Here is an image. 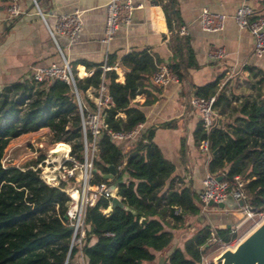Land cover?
<instances>
[{
	"label": "trees",
	"instance_id": "1",
	"mask_svg": "<svg viewBox=\"0 0 264 264\" xmlns=\"http://www.w3.org/2000/svg\"><path fill=\"white\" fill-rule=\"evenodd\" d=\"M175 0L162 2L167 26L179 53L176 61L165 66L178 78L182 68L197 65L186 33H179L181 23ZM93 67L84 77L75 75V85L81 102L90 107L93 102L85 94L89 86H97L102 78L103 62ZM76 62V60H74ZM73 62V63H74ZM159 58L148 48L131 49L118 58L109 53L105 63L118 64L124 69V80H116L114 66L103 75L113 105L104 108L107 127L129 130L143 122L142 109L131 98L142 91L143 77L153 75L158 69ZM69 64L72 67L71 61ZM254 77L253 94L231 97L221 84L222 75L201 84L193 85V93L214 96L213 107L217 115L227 112L231 101L238 100L225 120L217 121L205 130L199 119L194 127V139L207 138L211 155L207 169L223 177L240 173L247 181L245 193L248 203L255 210L264 209V70L245 65ZM231 92V91H230ZM228 106V107H227ZM84 109V106H83ZM123 111L125 116L118 114ZM175 125V118L159 123ZM47 127L51 142L70 143V152L81 159V119L75 92L67 81L55 77L35 80L32 75L6 82L0 86V264H68L70 256L80 249L87 264H142L152 259L155 249L166 246L172 232L164 226L165 215L182 221L184 215L196 216L201 212L198 193L189 183L175 186V163L167 158L153 140L154 125L145 126L135 136L132 146L122 151L106 128L102 127L96 140L94 178L104 179L108 164L115 166L110 178L116 183L123 205L111 204L98 198L88 205L85 212L86 230L79 248L70 246L71 226L64 217L68 195L61 185L44 181L31 164V158L21 164L2 162L4 149L12 138L21 133ZM216 148V151L213 150ZM184 154L183 144L180 155ZM41 156V154H40ZM124 160L121 167L117 165ZM64 184V181H62ZM173 204H179L182 213L174 214ZM235 230L227 225L215 226L204 219L182 246H174L161 264H220L204 261L203 254L214 240L229 241Z\"/></svg>",
	"mask_w": 264,
	"mask_h": 264
},
{
	"label": "crops",
	"instance_id": "2",
	"mask_svg": "<svg viewBox=\"0 0 264 264\" xmlns=\"http://www.w3.org/2000/svg\"><path fill=\"white\" fill-rule=\"evenodd\" d=\"M131 1L140 5L133 9L129 21L120 22L113 36L105 41L103 40L105 5L108 0H36L50 23L58 13L75 9L80 11L81 29L78 36L70 41L64 34L58 33L55 42L37 12L33 0H0V86L32 75L36 66L61 61L58 45L63 56L71 61L77 77H84L93 70L92 66L88 67L77 60L83 58L92 63L105 62L109 53H115L118 58L131 49L148 48L159 58L158 66L178 60L179 53L173 33L167 26L162 7V2L167 0ZM240 1L175 0L180 24L186 25V34L197 65L183 67L181 78L176 76L175 79L171 78L166 82L155 80L154 74L145 76L142 91L131 98V102L144 112V127L151 124L155 126L153 140L163 154L175 163L174 185L189 183L197 193L201 187V178L208 170L209 157L199 148V141L193 136L195 124L200 119L189 102L193 85L221 74V84L225 83V90L234 91L240 86L238 80L254 78L250 76L245 65L264 70V53L257 55L253 52L251 33L247 28L238 26L232 16ZM245 1L257 10H264V0ZM15 2L19 4L20 11L12 14L9 6ZM203 6L226 13L221 28L206 30L201 27L198 14ZM218 49L223 50L222 54H217ZM111 65L117 73L116 80L122 82L124 69L116 63ZM93 92L94 86L85 89V94L90 100ZM113 103L112 100L111 105ZM118 114L125 116L123 111H119ZM217 116L220 123L225 120L227 114L224 112ZM172 118H175V125H159ZM47 130L48 128L43 126L21 133L9 141L8 148L14 150L15 144L21 139L32 138L46 133ZM134 138L135 135H127L114 139L124 152L132 146ZM182 144L184 154L181 156ZM109 209L110 207L105 212ZM238 209L241 208L208 205L201 220L199 215H184L182 223L177 221V224L173 222L175 220L172 216L165 215L164 226L172 232L171 240L161 249L153 250L154 257L149 260L143 259L142 264H161L174 246H182L185 238L192 234L196 226L193 223L200 224L205 219L213 227L231 224L232 218L229 217L235 215ZM212 215L217 218L215 221ZM68 264H87V258L78 249L70 256Z\"/></svg>",
	"mask_w": 264,
	"mask_h": 264
},
{
	"label": "built area",
	"instance_id": "3",
	"mask_svg": "<svg viewBox=\"0 0 264 264\" xmlns=\"http://www.w3.org/2000/svg\"><path fill=\"white\" fill-rule=\"evenodd\" d=\"M33 2L55 42H57L56 35L58 33L64 34L70 41L78 36L81 29V17L78 9L58 13L55 15L54 21L50 23L47 20L46 14L39 8L36 0H33ZM139 5L140 3L135 4L131 0L122 2L108 0L105 5L103 40L107 41L113 36L120 22L129 21L133 9ZM9 10L12 14L18 13L20 11L19 4L16 2L10 4ZM225 16V12H216L210 10L207 6H203L198 14V21L202 28L215 30L222 27ZM232 16L238 26L247 28L251 33L253 37V52L257 55L264 53V10H257L245 0H241L233 11ZM177 30L179 33H187L186 25L183 23L178 26ZM58 49L62 56L61 61H52L48 64L36 66L32 77L39 81L58 77L64 79L72 86L81 119V159H77L70 152V143L66 142L67 149L62 153L54 151V146H48L47 150H44L41 156L36 149L33 150L31 155L36 161L31 166L38 171L44 181L52 185H61V188L67 193L68 200L65 218L71 226L70 246L77 245L80 248L86 230L85 212L87 206L94 204L100 197L107 198L109 205L113 196L120 198L117 193V186L111 182V177H105L99 180L94 178V156L97 148L96 140L99 136L100 129L104 127L110 133L111 137L118 138L127 135L136 136L144 128V125L143 122H137L135 126L126 131L107 127V123L104 121V108L111 105L112 97L107 90L103 71L113 65L105 62L101 64L102 78L98 85L94 86L91 100L93 106L90 107L81 102L79 92L75 85L74 71L69 64V60L63 56L59 45ZM222 52V49L217 50L218 55L222 54ZM171 78L175 79L176 75L164 64L159 65L154 73V79L159 82H166ZM213 99V95L208 97L194 93L189 95V102L199 114L205 130H209L217 121L218 116L213 107ZM198 146L210 157L211 151L207 138L200 139ZM123 163L124 160L117 167H121ZM62 181H64V184H62ZM246 181L247 178L240 173H234L230 177H223L216 172L207 170L201 178V187L198 191L200 210L202 212L206 210L209 200L220 201L228 194L232 195L235 200L245 198ZM248 204L247 200V202L238 206L246 212L245 218L251 216L253 210H255L254 208L249 209L247 207ZM171 210L174 214L182 213V208L179 204H173ZM211 228L214 227L212 226ZM210 240H214V237H211ZM237 240L222 241L223 248L233 246Z\"/></svg>",
	"mask_w": 264,
	"mask_h": 264
},
{
	"label": "rangeland",
	"instance_id": "4",
	"mask_svg": "<svg viewBox=\"0 0 264 264\" xmlns=\"http://www.w3.org/2000/svg\"><path fill=\"white\" fill-rule=\"evenodd\" d=\"M252 82H254V78L252 79L243 78L241 80H238V83L240 84V86H238L237 90H234V91L229 90L228 92L231 95V97L238 94L240 98L247 94L248 95L253 94L255 92L256 86L255 87L252 86ZM237 102L238 100L231 101V104L229 105V107L227 106L228 109H227L226 114H228L229 112L230 113L233 112L232 107L236 105ZM54 143L55 142L50 141L49 136H47L45 132H43L42 134H38L37 136H34L32 138L21 139L20 141H18V143L15 144L16 147L14 150L11 147L8 148V145L5 147L4 154L2 157V162L4 164H8V163L21 164L32 158L31 154L33 150L36 149L37 152H39V154L43 155L44 150H47L48 146H54ZM111 182L115 183L113 180H111ZM212 206H215V205H212ZM245 213L246 212H244L243 210L238 209V212H236L235 215H232L231 217H229V218H232V221L230 222L231 223L230 226L235 230V236L231 238L230 240L233 241V240H237L239 237H242L255 224H257L260 220L264 218V209L253 210L252 215L246 218H245ZM212 217L214 221L217 219L213 215ZM173 222L177 224V221H173ZM236 222L238 223V225H236ZM193 224L196 225L195 228L200 225L197 223H193ZM210 226L212 227L211 224ZM195 228L193 229V231L195 230ZM221 249H223L222 241L211 240L210 246L205 250L203 254V257H202L203 260L204 261L212 260V257L216 255L218 252H220Z\"/></svg>",
	"mask_w": 264,
	"mask_h": 264
},
{
	"label": "water",
	"instance_id": "5",
	"mask_svg": "<svg viewBox=\"0 0 264 264\" xmlns=\"http://www.w3.org/2000/svg\"><path fill=\"white\" fill-rule=\"evenodd\" d=\"M216 151V148L213 152ZM109 170L102 174L103 177H112L115 172V166L108 164ZM247 202V197L237 200L230 194L226 195L223 200H209L208 205L238 207ZM123 205L121 199L117 196L111 198V204ZM249 209L253 207L248 204ZM203 212L199 214L202 219ZM66 217V214H64ZM230 224L228 223L227 226ZM212 262L220 264H264V218L255 224L249 231L236 241L233 246H226L212 257Z\"/></svg>",
	"mask_w": 264,
	"mask_h": 264
},
{
	"label": "bare ground",
	"instance_id": "6",
	"mask_svg": "<svg viewBox=\"0 0 264 264\" xmlns=\"http://www.w3.org/2000/svg\"><path fill=\"white\" fill-rule=\"evenodd\" d=\"M66 149H67V143H64V142H62V141H59V142H55V143H54V148H53L54 151H57V152H59V153H62V152H64ZM108 207H110V205H109ZM105 210H106V209H104V212H105Z\"/></svg>",
	"mask_w": 264,
	"mask_h": 264
}]
</instances>
